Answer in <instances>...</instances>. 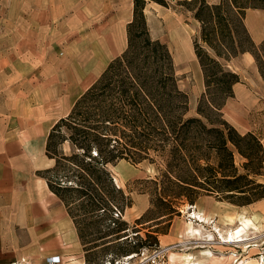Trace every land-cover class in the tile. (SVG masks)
Listing matches in <instances>:
<instances>
[{"label":"trees","instance_id":"trees-1","mask_svg":"<svg viewBox=\"0 0 264 264\" xmlns=\"http://www.w3.org/2000/svg\"><path fill=\"white\" fill-rule=\"evenodd\" d=\"M148 2L164 7L173 3L200 25L193 52L204 90L191 113L188 95L178 86L173 55L165 42L149 34L144 10ZM249 8L264 10V0H133L126 49L47 134L45 153L54 164L42 174L67 206L83 243L129 238L126 222L119 223L121 216L113 215L114 209L121 212L130 205L122 203L127 197L108 166L120 160L155 166L154 178L147 179L149 185L142 190L153 208L164 207L155 219L167 216L170 221L180 205L192 206L203 196L239 207L264 199L261 138L237 130L222 113L240 80L237 72L226 67L229 60L252 54L264 83V39L256 43L248 33L244 19ZM110 210L108 224L117 229L85 242L80 218ZM140 230L132 231L138 243L133 247L103 245L113 254L103 264L148 251L145 241L151 237L156 242L157 232L148 231L144 239Z\"/></svg>","mask_w":264,"mask_h":264},{"label":"crops","instance_id":"crops-1","mask_svg":"<svg viewBox=\"0 0 264 264\" xmlns=\"http://www.w3.org/2000/svg\"><path fill=\"white\" fill-rule=\"evenodd\" d=\"M10 2L0 7V264L25 257L33 264H103L112 251L97 250L118 242L83 243L42 171L54 164L45 153L52 126L126 49L133 0ZM244 22L261 42L264 33L246 13Z\"/></svg>","mask_w":264,"mask_h":264},{"label":"rangeland","instance_id":"rangeland-1","mask_svg":"<svg viewBox=\"0 0 264 264\" xmlns=\"http://www.w3.org/2000/svg\"><path fill=\"white\" fill-rule=\"evenodd\" d=\"M207 1L217 3L219 0ZM10 3V0H0V7ZM144 10L151 38L165 42L173 55L178 86L188 95L191 113L195 109L197 98L204 90L202 72L193 52L194 37L198 35L200 25L190 13L173 3L164 7L148 2ZM261 10L249 8L246 20L249 25L264 33V10ZM226 67L237 72L240 80L234 86L233 96L227 99L222 108L223 116L237 130L258 134L264 145V83L253 56L247 52L239 54L229 60ZM1 98L0 95V102ZM235 162L240 163L238 157ZM108 166L127 197L121 200L122 203L130 204L121 209L123 215L119 217L118 222L130 224L133 230L144 229L142 235L139 234L144 239L148 231L157 232L156 242L151 237L145 241L149 247L147 255H156L155 260H151L149 264H264V199L235 207L230 203L217 201L213 196H203L192 206L187 203L180 205L177 208L178 213H175L170 221L167 216L155 219L165 212L164 207L153 208L150 196L142 191L149 185L147 179L154 178L155 166L147 162L132 164L125 160ZM261 179L264 181V177ZM198 208L209 210L211 218L206 219L199 213ZM111 213L110 210L80 218L83 233L87 235L85 242L102 236L104 232L117 229V225L108 224L107 218ZM140 217L141 219H138ZM241 220H244V224ZM238 229L240 231H237ZM230 234L234 239L246 237L250 241L223 243V240L230 238ZM133 235L126 240L119 239L118 244L114 245L116 248L137 245ZM105 240L108 239L102 238L96 243ZM155 250L158 252L155 253ZM104 253L102 247V252L97 250L96 254L102 256ZM139 257L122 259L120 264H134L139 262Z\"/></svg>","mask_w":264,"mask_h":264},{"label":"built area","instance_id":"built-area-1","mask_svg":"<svg viewBox=\"0 0 264 264\" xmlns=\"http://www.w3.org/2000/svg\"><path fill=\"white\" fill-rule=\"evenodd\" d=\"M113 181L115 182V184L118 186V182L115 180V178L113 177ZM114 217L117 218L118 216H122V213L119 212V210L117 209H114ZM163 250V249H162ZM161 251V250H159ZM158 251L155 250V253H157ZM148 251L147 250H141L139 254L137 253H134V254H130V255H126V256H122L120 258H118L117 260L115 261H110V260H107L105 262V264H120L122 259L123 260H131L133 259L135 256H140L139 258V262H136L134 264H149V262L151 260H155L156 258V255L153 254V255H147ZM46 261L48 263H54L57 261V259H53V258H48L46 259ZM10 264H33L32 262H30V260L28 258H18V259H15V260H12L10 261Z\"/></svg>","mask_w":264,"mask_h":264},{"label":"bare ground","instance_id":"bare-ground-1","mask_svg":"<svg viewBox=\"0 0 264 264\" xmlns=\"http://www.w3.org/2000/svg\"><path fill=\"white\" fill-rule=\"evenodd\" d=\"M230 238L229 239H226V240H223L222 242L223 243H225L226 244V242H241V243H247V242H249L248 241V238H246V237H238V238H236V239H234L233 238V236L230 234V236H229Z\"/></svg>","mask_w":264,"mask_h":264}]
</instances>
